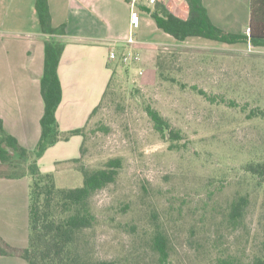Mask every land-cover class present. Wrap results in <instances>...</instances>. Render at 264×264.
<instances>
[{
  "label": "rangeland",
  "instance_id": "1",
  "mask_svg": "<svg viewBox=\"0 0 264 264\" xmlns=\"http://www.w3.org/2000/svg\"><path fill=\"white\" fill-rule=\"evenodd\" d=\"M208 3L221 28L249 33L251 3L247 23L224 17L237 8ZM145 31L142 49H162L157 78L145 83L120 62L85 126L77 170L64 178L55 173L58 186L77 187L82 168L122 158L116 180L92 198L97 223L84 233L82 251L114 264H162L153 245L161 230L168 237L166 264H217L221 256L249 261L264 248V184L244 169L264 161V46L198 36L172 46V37ZM147 105L160 110L180 138H162ZM242 196L248 203L233 224L230 205Z\"/></svg>",
  "mask_w": 264,
  "mask_h": 264
},
{
  "label": "crops",
  "instance_id": "2",
  "mask_svg": "<svg viewBox=\"0 0 264 264\" xmlns=\"http://www.w3.org/2000/svg\"><path fill=\"white\" fill-rule=\"evenodd\" d=\"M35 1L0 0V119L6 131L29 150L38 144L45 110L41 77L46 36L41 31ZM161 1L176 15L189 16L186 0ZM204 3L212 20L222 27L215 19H218L217 14L211 13V4L208 0ZM140 4H144L142 0L136 5L128 0H49L53 24H66V33L59 37L65 47L59 65L63 99L57 108V119L63 131L86 126L113 83L123 53L133 51L139 55L138 60L127 63L130 75L145 83L157 78L158 55L162 49H142L147 44L144 38L147 28L163 38L172 37L169 40L172 46L179 44L170 34L161 33L162 29L149 12L136 10ZM153 4L151 2L150 6ZM218 4L238 9L236 15L225 14L229 21L239 18L247 23L250 0H219ZM134 11L138 14L137 26L133 25ZM130 36L133 42H129ZM167 46L165 44L163 49ZM113 50L119 59L109 58ZM144 66H152L156 73L146 74ZM83 143V135L78 134L50 146L39 158L41 171L54 176L57 173L60 178H64L66 172L76 171L74 160L82 156ZM1 171L0 167V237L12 247L25 248L30 237L31 177L28 174L10 177L2 175ZM0 264L28 263L19 255L0 254Z\"/></svg>",
  "mask_w": 264,
  "mask_h": 264
},
{
  "label": "trees",
  "instance_id": "3",
  "mask_svg": "<svg viewBox=\"0 0 264 264\" xmlns=\"http://www.w3.org/2000/svg\"><path fill=\"white\" fill-rule=\"evenodd\" d=\"M132 1V0H128ZM189 16L182 18L173 13L167 5L156 0L153 6L140 4L141 10L151 14L158 28L183 42L198 36L226 44L249 43L264 46V0H251V20L249 33L230 32L219 27L211 18L204 0H186ZM35 8L41 31L45 34V66L41 77V92L45 102L41 118V136L35 149L22 146L18 139L6 131L0 119V167L1 174L10 177L29 175L30 184V237L25 248H15L0 237V254H15L23 257L28 264H114L113 261L94 258L89 251H82L85 245L84 233L97 223L92 210V198L101 189L113 183L120 168L122 158H111L102 168L88 170L82 168L83 184L77 187L58 186L52 173H44L39 166V158L47 148L60 140H68L74 135L85 137V126L63 131L57 119V108L63 99V88L59 75V65L65 44L59 39L66 33V24L55 26L52 21L49 0H36ZM158 55L157 66L161 67ZM163 75V72H160ZM101 103L95 108L97 111ZM147 114L155 130L162 138L177 139L180 133L157 108L147 105ZM91 115V117H92ZM90 117V118H91ZM84 153V147L81 150ZM80 158L75 159L77 163ZM245 171L264 184V161L248 163ZM248 198L242 196L230 205L229 222L238 224L243 217ZM153 245L159 252L160 261L166 264L169 257L168 237L158 230ZM217 264H264V248L252 259L221 256Z\"/></svg>",
  "mask_w": 264,
  "mask_h": 264
},
{
  "label": "built area",
  "instance_id": "4",
  "mask_svg": "<svg viewBox=\"0 0 264 264\" xmlns=\"http://www.w3.org/2000/svg\"><path fill=\"white\" fill-rule=\"evenodd\" d=\"M138 0H132V4L133 5H136ZM144 1L145 3H153L155 2L156 0H142ZM138 14L136 11L133 12V25H138L139 24V21H138ZM129 42H133V38L132 36L129 37ZM109 58L110 59H119V55L116 53L115 50L111 51L110 54H109ZM120 59L122 60V62L124 63H129L133 60H138L139 59V55L138 54H135L133 51H129V52H126V53H123L120 57Z\"/></svg>",
  "mask_w": 264,
  "mask_h": 264
}]
</instances>
